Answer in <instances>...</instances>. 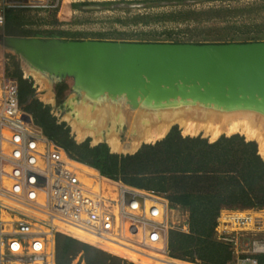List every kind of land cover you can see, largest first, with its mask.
<instances>
[{"label":"built area","instance_id":"built-area-1","mask_svg":"<svg viewBox=\"0 0 264 264\" xmlns=\"http://www.w3.org/2000/svg\"><path fill=\"white\" fill-rule=\"evenodd\" d=\"M3 207L0 264H55L57 233L145 257L166 250L168 231L188 233L186 213L161 195L110 182L50 142L20 106L17 82L2 73L0 213ZM214 232L234 264H260L264 208L222 210Z\"/></svg>","mask_w":264,"mask_h":264},{"label":"trees","instance_id":"trees-1","mask_svg":"<svg viewBox=\"0 0 264 264\" xmlns=\"http://www.w3.org/2000/svg\"><path fill=\"white\" fill-rule=\"evenodd\" d=\"M218 2L204 10H183L157 17L136 15L134 25L156 21L178 23L220 21L221 29L246 35V41L264 40V0H200ZM87 3L71 5L72 8ZM100 6L112 2L96 3ZM5 36L22 33V23L15 8L3 10ZM47 36L75 38L78 33L45 31ZM34 34V33H33ZM37 34V32H36ZM9 78L18 86L22 109L31 115L42 134L78 163L95 170L111 182L161 195L169 208H180L188 214V233L168 231L166 250L169 257L201 264H234L229 246L215 238L217 217L222 210L264 208V158L257 145L234 134L221 136L214 142L199 137H182L176 127L160 141L143 145L134 154H115L105 144L89 146L88 141L76 144L64 124H57L49 108L34 98L31 82L22 78L20 70ZM82 253L86 264H124L120 259L104 254L92 246L71 237L55 235V264H71ZM264 264V257H259Z\"/></svg>","mask_w":264,"mask_h":264},{"label":"rangeland","instance_id":"rangeland-1","mask_svg":"<svg viewBox=\"0 0 264 264\" xmlns=\"http://www.w3.org/2000/svg\"><path fill=\"white\" fill-rule=\"evenodd\" d=\"M250 1L251 0H244L238 3H232L231 5H241L243 3H249ZM104 2H112V4H108L106 6L96 4ZM77 3L87 4L78 5L75 8L71 7V5ZM218 4V2L207 3L201 2L200 0H0V12L3 13L5 8H15L17 10V16L20 23H22V26L20 27L22 33L18 36H5L0 28V74L3 73L6 77H10L15 71V66H17L21 72L22 78L31 82V86L34 91V98L49 108V112L54 117L57 124L65 125L64 128L68 129L69 137L72 138L76 144H80L85 141H88V144L91 147L100 143L105 144L104 140L109 135L117 136L121 143L128 142L131 141L132 138L135 139L138 137L142 130L153 126V124H156L161 120L156 119L157 122L156 120H152L153 122L148 121L147 123H140L137 124V126L135 125V127L132 122L134 121L135 110L137 108L135 100L140 98L139 95H137V92L142 93L141 91H143V88L146 87L145 89L148 90L149 87L152 86L142 83L139 87H133L131 95L125 96L123 100H117V102L115 101V103H113V109L116 107L119 112L124 115L126 114V119L121 122L117 121L116 123H111V121L108 120L106 121L105 126L101 129L93 126L94 129H99V132H97L91 129L87 124H84V122L87 120L91 123V116H93L94 113V115L97 116L98 110L106 109L105 111H107L110 115V98L105 99L100 97L97 103V99L95 98L96 100L94 99L93 105H85L86 102H88V97L85 93V87H79L81 73L78 69H76L77 67L71 65V59H68V57L66 58L65 55L62 57L63 59H61L57 56V54H53L50 57L41 56L39 54L42 63L37 62L33 56H30L29 58L32 61L26 60V62L23 60L22 56L19 55V53L3 49L1 45L2 42L7 38L14 40L16 43L24 42V40L29 42L33 39L47 41L50 38H58L62 42L111 41L127 43L175 44L248 43L264 41H246L245 39L247 37L245 34L238 36L239 33H234V31H245V29H221L223 24L220 21L178 23L167 20H154L148 25H134L130 23V19L136 15L147 14L151 17H157L163 14L167 15L169 13H176L183 10H204L211 6H217ZM45 31H67L70 33H78L79 35H76L75 38H64L56 35L47 36L44 33ZM33 46L38 49L37 45ZM25 52L30 53L31 51L25 50ZM22 54L25 56V53ZM30 54H33V51ZM41 57L43 59H41ZM36 63L38 65L44 64V69L38 72L42 83H36L32 78L25 77L23 73L24 70H33L32 68L37 66ZM154 73L151 76L154 77ZM173 80L174 79H172V81ZM161 86H163V88L169 87L163 84L160 85V87ZM185 87H187V89L191 88V86ZM141 88L142 90H140ZM104 92L106 94L105 89ZM99 121H97V123L101 125L103 122ZM74 123L81 130L97 132V135L99 134L98 136L102 138V141L94 143L90 137H85L81 140L76 139V132L73 131L74 128L72 126ZM174 127L177 128L182 137H187L182 135L181 129L178 125H172L165 136ZM221 136L223 135H220L219 137ZM193 137L206 139L210 143L219 138L218 137L216 140L212 141L202 134ZM52 143L57 145L56 142ZM152 144H141L134 153H136L143 145ZM5 210H7L5 207L1 209L0 217L2 215L4 216ZM182 213H186L188 220L187 212L182 210ZM220 213L217 218H219ZM59 234L71 237L81 243L92 246L106 255L116 257L124 264H138L130 260L127 256L128 253L120 256L114 252L85 243L74 234ZM148 252L155 254L153 257L147 254L151 261L150 264H201L197 261L187 262L173 259L169 257L166 250L164 252L157 250H150ZM85 261L84 255L79 253L71 261V264H86Z\"/></svg>","mask_w":264,"mask_h":264},{"label":"bare ground","instance_id":"bare-ground-1","mask_svg":"<svg viewBox=\"0 0 264 264\" xmlns=\"http://www.w3.org/2000/svg\"><path fill=\"white\" fill-rule=\"evenodd\" d=\"M1 45L5 50L16 52L21 51L19 50L20 45L25 46L26 44L6 39ZM32 47L36 49L33 45ZM54 50L61 51V48L56 47ZM30 56H33L37 62L42 63L38 53L26 54L22 57L25 60H30ZM94 59L96 58H93L89 64L84 85L85 93L88 97V102L85 105H93L95 98L97 99H95L96 103L100 97L110 98V115L105 111L106 109L98 110V114L96 113L99 117L98 121L105 122V119L111 121V123L124 121L127 115L125 114V116L119 112L116 107L113 109V103L117 102V100H123L127 95H131V87H110V81L107 80L108 76H110V71L106 73V69L110 68V66H107L103 60L98 59L95 61ZM166 62L178 64L180 60L175 61L170 58L169 60L166 59ZM181 63L184 64V61L181 60ZM185 63L191 66L195 64L191 61ZM36 65V67L32 68L33 70H24L23 73L25 77L32 78L36 83H42L38 72L44 69V64L38 65L36 63ZM161 70L164 73L163 76L161 75ZM240 72L242 71L233 69L228 72L223 69V71H220L218 79L215 78L216 80L213 81L211 87H191L187 89V87L181 86L186 82L185 85L191 83L189 79L183 83L180 81L182 78H179L180 83L178 84V81L177 85H175L174 81H177L175 74H166L165 69L153 64L151 72H149L150 76L154 73V77L151 76L152 80H155V82L160 78L164 80L170 74V81L174 79L172 81L173 84L168 88H163V86L149 87L147 90L145 87L141 91L142 93L137 92L140 98L135 100L137 108L134 121L132 122L135 127V125L137 126L140 123L143 124L156 119L161 120H158L159 122L153 124V126L142 130L141 134L135 139L132 138L131 141L121 143L117 136L109 135L104 140L105 144L111 153L120 155L132 154L141 144H152L162 139L172 125H178L184 136L193 137L202 134L212 141L216 140L220 135L239 134L246 140L255 141L258 145V154L264 157V87H218L222 82L223 76L232 78L240 75ZM244 73L247 75L246 77H249L248 80H253V82L258 84L264 83V74L262 72L248 70ZM144 83H148V81L145 80ZM72 126L74 128L73 131L76 132V139L81 140L85 137H90L94 143L102 141L97 132L81 130L75 123ZM104 249L115 252L120 256L128 253L127 256L130 260L138 264H150L151 262L148 256H138L110 245L105 246ZM148 255L153 257L155 254L149 253Z\"/></svg>","mask_w":264,"mask_h":264},{"label":"water","instance_id":"water-1","mask_svg":"<svg viewBox=\"0 0 264 264\" xmlns=\"http://www.w3.org/2000/svg\"><path fill=\"white\" fill-rule=\"evenodd\" d=\"M20 43L26 44L25 46L20 45L19 50L21 51H16L21 56H24L21 53L26 55L33 51V54L38 53L41 56L50 57L53 54H57L61 59H63L64 55L71 59V65L77 67L76 69L81 73L79 87H84L85 85L89 64L93 58H96L94 59L95 61L98 59L103 60L107 66H110L109 70L106 69V73L110 71V76H108L107 80L110 83L113 82L110 87H131V93L133 92V87L141 86L145 80L148 81L145 84H149L152 87H160L162 84L171 87L173 83L170 81V74H175L177 78V81H174L175 85H177L179 78H182L180 81L183 83L188 79L191 81L188 85L182 84L181 87H211L213 81L216 80L215 78L220 75L219 73L223 69L228 72L233 69L242 72L232 78L223 76L222 82L218 87H264L263 82L260 85L253 82V80H248L249 77H246L247 75L244 73L248 70H254L264 74V41L175 44L111 41L62 42L58 38H50L47 41L33 39L29 42L24 40V42ZM32 45H37L38 49H34ZM56 47L61 48V51L54 50ZM25 50L31 52L26 53ZM170 58L175 61L180 60V63H167L166 59L169 60ZM41 59L43 58L41 57ZM23 60L26 61L25 58ZM181 60L184 61V64L181 63ZM187 61L195 64L191 66L185 63ZM153 64L165 69L166 74L170 73L166 76V79L160 78V82V79L156 82L152 80L149 72H151ZM162 72L161 70V75L163 76L164 73Z\"/></svg>","mask_w":264,"mask_h":264},{"label":"flooded vegetation","instance_id":"flooded-vegetation-1","mask_svg":"<svg viewBox=\"0 0 264 264\" xmlns=\"http://www.w3.org/2000/svg\"><path fill=\"white\" fill-rule=\"evenodd\" d=\"M83 117H84V115H83ZM91 117H92V118H91V123L88 122L87 120H86V121L83 120V121H85L84 124H87L88 126H90V128L93 129L94 131L99 132V129H101V128H103V126H105V123H106L107 119H105V122H103L101 125H99V124L97 123L99 117L96 116V115H94V114H93V116H91ZM93 126H95V128H99V129L96 130V129L93 128Z\"/></svg>","mask_w":264,"mask_h":264}]
</instances>
